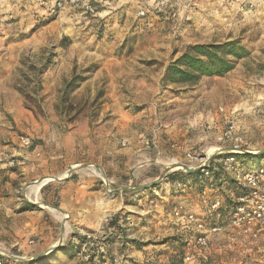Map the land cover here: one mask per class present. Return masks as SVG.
Segmentation results:
<instances>
[{"label":"rangeland","instance_id":"374dc122","mask_svg":"<svg viewBox=\"0 0 264 264\" xmlns=\"http://www.w3.org/2000/svg\"><path fill=\"white\" fill-rule=\"evenodd\" d=\"M46 1L49 3L45 6ZM52 2L0 0V146L30 149L34 141L40 140L34 137L33 141L30 136L40 131L102 134L99 138L106 139L107 145L121 150L123 161L132 154H141L133 159L136 168L132 174L138 176L135 183L132 175L124 182V172L120 175L127 184L117 188H134L124 190L125 200L130 192L139 191L140 195L147 187L148 181H141L151 174L141 175L140 165L153 168L155 182L171 190L170 184L164 186L161 180L165 173L178 169V165L201 162L187 161L183 152L170 147L168 140L204 156L211 146H231L230 142L216 141L230 123L235 125L234 133L245 138L258 155L236 158L235 166L240 172H255L264 165V0H137L135 18L123 15L113 25L114 12H103L102 8H107L99 0H81L49 14ZM88 7H93L94 13ZM139 10H144L145 15L139 16ZM107 17L111 21L108 25L104 20ZM90 30L94 33L92 38L87 33ZM228 40L240 41L248 55L225 75L203 77L195 85L162 83L167 64L187 46ZM63 50L69 52L68 57L61 55ZM72 78L78 85L65 93V85ZM20 135L31 139L29 148L20 146ZM153 136L157 137L160 151L158 163H154L155 151L144 148ZM137 148L139 151L135 152ZM9 154L14 153L11 150ZM13 156L0 154L11 168L17 166ZM167 158L176 163L168 165ZM11 160L13 164H9ZM217 171L233 182L222 168ZM110 181L111 189L115 188V182ZM37 182L27 178L11 189L0 187V198H4L0 199V251L26 258L21 264H82L81 259L71 260L70 256L66 261L55 255L47 262L31 260L34 250L30 248L38 240L33 217L28 212L20 219L5 214L2 203L10 195L13 199L39 201L28 189ZM160 185L158 188L164 191ZM229 188L214 185L210 188L213 193L197 194L193 187L181 200L198 214L205 209L204 200L209 203L207 196H223ZM105 193L107 197L111 195L106 188ZM172 199L175 196L170 200L174 203L176 200ZM139 203L148 208L142 199ZM123 209L131 214L141 213L139 206L127 205ZM51 213L54 218L63 217L61 213ZM66 227L67 223L60 239L62 244L55 250L65 252L70 237L78 242L77 235ZM169 228L156 221L146 226L137 224L132 240L146 244L155 243L156 234L160 238L168 234L179 236ZM104 231L103 221L97 230L80 232L78 236L88 234L92 238L85 246L87 254L104 238ZM149 248L128 249L122 264H144ZM108 250L114 253L113 249ZM210 250L207 262L211 264H264V236L248 251L219 236ZM155 254L154 251L152 255ZM199 261L197 258L195 264Z\"/></svg>","mask_w":264,"mask_h":264},{"label":"built area","instance_id":"2783aa9c","mask_svg":"<svg viewBox=\"0 0 264 264\" xmlns=\"http://www.w3.org/2000/svg\"><path fill=\"white\" fill-rule=\"evenodd\" d=\"M80 1L53 0L48 12L49 14H54L66 5H77ZM88 10L90 13H94L93 7H88ZM138 15L144 16V10H139ZM234 131L235 125L230 123L226 130L216 137V141L219 144L230 142L231 146L229 148L211 146L204 152V156H198L195 152L186 150L177 142L168 140L170 147L183 152L187 161L191 163L201 162L196 165H178V169L165 173L164 177L172 172L186 174L199 170L198 183L204 184L203 193L208 191V194H211L213 193V190L210 189L212 187V184H210L212 182V172L213 170L222 168L233 180L231 188L225 190V195L219 196L214 194L210 197L207 196L206 199L209 200V203L204 200L206 203L204 204L205 209L197 214L191 207L184 205V202L181 200L182 198L185 199L189 194L187 190H191L193 187L183 183H175L176 192L179 193L175 196L176 199H172L173 201L176 200L173 203L170 202L174 196L169 195V187H163L161 184V188L164 191L154 189L151 190L152 194L141 193L142 196L138 198V202L142 198H145L144 202L148 204V208L141 206L139 203L138 205L131 206H139L140 214H131L126 211L127 216L125 221L120 220L119 222L123 233L119 232L112 242L105 241L108 238L109 229L107 224L111 217V215H108L104 219V238L99 239L98 244L91 247L92 253H86L85 246L88 241H92L91 236L87 234L86 236H82L85 239L81 242L74 257L81 259L82 264H122V257L127 254L126 251L128 250L124 246L131 247L133 244V228L137 224L151 225L154 221L165 226L169 225L171 231L174 229L180 234L179 236L168 234L163 238H160V234H156L155 243L149 242L142 247V249L145 246L151 247L149 248L150 252H146L144 264H168L169 255L178 256L177 251L171 250L172 243L181 245L182 257L179 264H195L197 258L200 259L198 264H211L207 262V255L211 254L210 247L217 242L219 236L238 243L239 247L245 251L254 248L259 238L264 236V171L240 172L238 166H235L237 164L236 155L244 153L255 154L257 151L251 149L246 139L236 135ZM18 139L22 148H29L32 144L28 136L20 135ZM144 148L155 151L154 163H158L160 151L157 146V137L153 136L151 140H147ZM215 154L217 156L212 158ZM166 163L171 165L176 163V161L167 158ZM9 164H13V160ZM185 167L190 171L188 172ZM98 177L105 186L106 191L112 194L114 188L111 189L110 179L104 173L103 176L98 175ZM166 184L169 183H165L164 186ZM169 186L171 187V185ZM63 217L65 219L67 215ZM108 249H113L114 253H110L111 251ZM142 249L139 251H142ZM154 251L157 252L155 256L152 255ZM94 253L96 254L95 256ZM6 255L21 257L16 254L0 251V264H21V261L6 258Z\"/></svg>","mask_w":264,"mask_h":264},{"label":"crops","instance_id":"0c3cea01","mask_svg":"<svg viewBox=\"0 0 264 264\" xmlns=\"http://www.w3.org/2000/svg\"><path fill=\"white\" fill-rule=\"evenodd\" d=\"M99 1L102 2L100 5L107 8H102L103 12H114L112 13V25L117 24L123 15L125 18L131 15L135 18L134 7L137 0ZM47 3L49 1L44 2L45 6ZM111 7H113L112 10ZM39 17L42 16L39 15ZM104 20H106V25L111 22L110 17ZM87 33L89 34V38L94 36L91 30ZM68 53V51L63 50L61 55L66 58L68 57ZM100 135L102 134L81 130H68L62 133L54 130L50 132L40 131L35 136H30L32 140L34 137L40 139L33 140V146L30 149L21 150L18 146H0V154L3 153L5 156L15 155L17 160V166L11 168L6 166V158L1 159L0 157L1 189H11L21 185V179L28 178L30 182H37L43 178H49L39 188L38 202H42L43 205L36 204L35 201H26L19 198L13 199L12 195L7 198L6 202L3 201L2 203L6 215L11 213L20 219L23 213L28 212V215L33 217L34 233L38 240L30 248L34 250L32 256L44 251L48 246L60 240L64 232L65 223L68 224V231L71 234L77 235L79 239V237H82L78 236L81 235L80 232H88L101 228L104 219L108 215L119 212L123 213L125 212L123 207L130 205L128 203L130 196L125 200L124 190L119 191L116 188L118 186H125L127 183L123 182L127 181L131 175L135 183L138 176L134 177L132 174L136 168L134 167L135 162L133 163V159L141 154H132V157L123 161L120 154L121 150L115 146L107 145L105 143L106 139H100ZM11 150L14 154H9ZM138 151L139 148L135 150V152ZM88 163L96 165V168L94 166H89L90 168L83 166ZM139 168L141 169L140 174L142 172L146 175L151 174L141 181V183L146 180L148 181L146 183L147 187L140 191L141 193H145L155 183V175L152 173L154 169H148V166L144 164L140 165ZM102 172L107 178L115 182L116 186L108 197L105 193V186L98 177V175L103 176ZM123 172L124 178H126H123L122 182L120 175ZM115 191H118V193ZM144 200L145 198H142V201ZM10 201L15 202L11 203ZM28 203L32 207L26 209ZM47 205L66 212V220L64 217L54 218L51 212L56 209L48 208L46 207ZM15 211L16 214H14ZM72 239L74 237L68 238L66 249L76 243ZM31 241L33 244L32 239ZM51 255H55L60 261L68 260L66 253L63 250L60 251V249L54 251ZM71 260L77 261V258L72 257Z\"/></svg>","mask_w":264,"mask_h":264},{"label":"trees","instance_id":"16d2710c","mask_svg":"<svg viewBox=\"0 0 264 264\" xmlns=\"http://www.w3.org/2000/svg\"><path fill=\"white\" fill-rule=\"evenodd\" d=\"M247 55L248 50L238 40H228L221 43L212 42L207 44L195 43L187 46L185 50L182 51L178 56L171 59V61L165 67L164 74L162 77V83L164 85L177 86L195 85L203 77L223 76L234 68L236 62L239 59ZM77 85L78 83L76 82V78H72L65 85V93L72 92L77 87ZM256 156L258 155L252 153H244L236 155V158L238 160L239 158H254ZM259 170L264 171L263 164L260 165L257 171ZM199 176V170L186 174L182 172H172L167 174L162 181L171 185L172 189L169 193V195L171 196H176L179 193L176 192L177 188L175 187V183H183L194 187L193 191H195L197 194H200L203 191L204 184L198 183ZM210 184H212V186H226L231 188L232 182L230 183V179L221 176V174L217 170H213L212 182ZM159 185V183L152 184V188H150V190H147L146 194H152L151 190L159 189ZM138 192L139 191L129 193L130 199L128 203L130 205H137L138 198L142 196V194L139 195ZM31 207L32 206L28 203L26 209H29ZM126 216V212H119L111 215L107 224V227L109 229L108 238L105 241L112 242L113 238H115L119 232L123 233V230H121V227L119 226V222L120 220L125 221ZM84 239V237H79V242L77 244H74L72 247H69L65 251L66 255L74 257L76 251L79 249L81 242H83ZM132 243L133 244L131 247L124 246V248H134L136 250H141L144 245L136 242ZM171 250L177 251L178 256L176 257L173 255H169L168 264H179L182 257L181 245L172 243ZM51 254L52 253L47 254L46 257L35 259V261L43 260L47 262L48 259L51 257ZM95 255L96 254L94 253V256Z\"/></svg>","mask_w":264,"mask_h":264},{"label":"water","instance_id":"95a60500","mask_svg":"<svg viewBox=\"0 0 264 264\" xmlns=\"http://www.w3.org/2000/svg\"><path fill=\"white\" fill-rule=\"evenodd\" d=\"M83 166H94V167H96V165H94V164H84ZM71 169V168H70ZM70 169H69V171H70ZM185 169L189 172L190 170L187 168V167H185ZM117 190H132V189H134V188H127V187H123V188H116ZM35 203L36 204H39V205H43V203L42 202H38V201H35ZM47 207H51V206H48L47 205ZM54 209H56L59 213H61L63 216H66V212H64V211H62V210H60V209H58V208H55V207H53ZM62 241L61 240H58L56 243H54V244H51L50 246H48L44 251H42V252H40V253H38V254H36V255H34V256H32V257H30V259L32 260V259H38V258H41V257H43L44 255H47L49 252H51V251H53V250H55L59 245H61L62 243H61ZM6 258H9V259H16V260H18V261H25V260H27L26 258H23V257H10V256H5Z\"/></svg>","mask_w":264,"mask_h":264},{"label":"bare ground","instance_id":"6f19581e","mask_svg":"<svg viewBox=\"0 0 264 264\" xmlns=\"http://www.w3.org/2000/svg\"><path fill=\"white\" fill-rule=\"evenodd\" d=\"M49 178H43L41 181H38L37 183L30 184L28 186V189L30 191V194H33V197H35L36 200H38L39 195H38V190L40 186L45 183ZM47 207V206H46ZM48 208H53V207H48ZM54 209V208H53ZM54 213L58 212L57 210H53ZM59 213V212H58ZM62 215V214H61ZM68 228V227H66ZM65 235V234H64ZM64 237V236H63Z\"/></svg>","mask_w":264,"mask_h":264}]
</instances>
